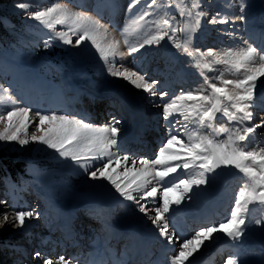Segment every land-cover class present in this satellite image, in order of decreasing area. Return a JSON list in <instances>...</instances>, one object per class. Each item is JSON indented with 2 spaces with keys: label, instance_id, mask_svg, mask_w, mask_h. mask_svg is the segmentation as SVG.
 <instances>
[{
  "label": "rangeland",
  "instance_id": "rangeland-1",
  "mask_svg": "<svg viewBox=\"0 0 264 264\" xmlns=\"http://www.w3.org/2000/svg\"><path fill=\"white\" fill-rule=\"evenodd\" d=\"M14 2L15 0H5L0 3V20L4 19L6 25L2 24L5 31L14 38L11 46L2 48L0 51V84L5 87L11 86L12 93L18 99L20 107H29L33 110L29 114V139L33 133L40 134L34 126V123H38V118L33 114L35 111L56 112L78 117L85 116L84 113H86L89 116L94 115V118H89L92 123L97 125L107 123L110 116L114 114L122 120L118 144L114 151L119 150L121 155L128 154L136 160L141 158L152 160L158 154L161 144L166 141L170 130L169 123L163 119V105L179 96L182 91H203L206 95L210 94L204 77L199 74L198 69L192 66L191 58L176 49L167 38L161 41L159 46L153 45L150 48L146 46L139 53L131 56L125 55L122 61L117 58V66L123 64L126 67V64L129 63L127 68L140 71L148 80L159 81L157 88L169 94L160 99L159 96L150 97L122 78L108 75L102 68L103 62L90 52H82L80 55L74 56L72 54L74 49L68 45L61 46L59 43L45 48L44 40L47 38L48 30L41 31L36 27H30V22L26 21L23 15H18V10L13 9ZM52 2L54 0H40L42 7L50 6ZM59 2L68 3L76 11L82 10L88 14L96 15L95 8L99 0H59ZM113 2L117 5L115 9H100L105 16L102 23L108 24L109 32L121 40L122 51L127 53L120 31L128 23L125 10L128 0H113ZM239 3L240 0H204V11L210 15H215L219 11L222 17H227L234 22L210 25L205 18L202 21L203 26L190 34L192 48H198L201 51L212 48L216 52L222 53L228 49L236 51L246 47L245 41H247L258 49H264V35H262L264 32V0H245L247 5L244 13L245 20L234 19L241 15L238 10ZM108 17H111V24L108 22ZM177 18L182 20L179 16ZM9 21L12 23V27H10ZM185 22L182 20V25ZM61 28L62 26H57L58 30ZM29 36H32L34 42H31ZM142 37L143 30L131 39L135 42ZM184 38V34H178V39L182 41ZM35 40L40 41L38 46L34 45ZM205 73L210 82L217 83L218 86H220L218 77L225 80H242L244 78L243 70L236 72L224 65H216L215 70L210 72L205 70ZM261 81H264V77L259 78L255 89L256 107L252 109L253 123H259L260 119L264 117V111H261L259 106L264 103V83ZM79 88L83 89L84 97L85 95L86 97L84 102L78 104V93L69 92ZM229 88L231 89V86ZM130 91L133 94H129ZM86 93L90 95L94 93L97 99L91 102ZM130 95H132V99ZM120 96H127V100L126 97L123 100ZM130 100H133L135 103H132L135 105ZM179 103H183L187 107L191 102ZM130 106L133 108L131 109ZM133 109L137 110L138 116L145 121L147 128L152 130V135L149 136L152 137V141L155 144H160H156L153 154L147 155V157L144 155L148 151L147 148L141 150L139 154H133L132 149L127 150L126 147V143L131 139L128 135H130L136 120ZM2 110L0 109V111ZM95 110L97 112H94ZM176 117L183 122L182 116L176 114ZM225 122L226 119L225 121L218 119L214 123L216 127H219L221 123ZM3 127L4 124H0V129ZM190 127L194 126L190 125ZM155 128L157 129L153 131ZM176 128L180 129L181 125H177ZM200 131L201 134H209L212 129L203 128ZM137 135H140L139 132ZM180 136L186 142L182 133ZM21 137H24L23 132H21ZM216 139L224 140L226 134L217 136ZM132 144L133 140L131 139L128 145ZM240 146L246 147V150L264 147V128L257 129ZM172 150L182 154L187 151L179 145H173ZM0 153L16 156L17 161H20L21 164H30L31 168L29 175L17 174L18 181L6 183L4 186L0 185V201H7L9 205L14 204L25 210L35 209L40 214L39 219L33 218L28 221L23 230L14 228L11 224H4L3 227H0V237L5 236L6 240L10 242L5 247H0V264H33L32 253L36 250L54 260L60 255H65L66 258H78L80 264H95L97 257L91 253L93 250L95 253L99 251L110 254L111 258H114L119 250L127 255L130 252L135 253L136 246L142 241H144L142 244L144 247L155 246L152 252L151 250L149 252L152 254L150 260V264H152L162 248L171 246L167 245L163 238H158V232L151 221L144 214L138 212L137 206L133 202L123 201V198L117 199L119 194L115 193V189L110 183L92 181L90 178H86V174H77L54 160L52 150L31 142L21 147L15 141H0ZM184 158L182 155L181 160ZM125 166L131 167L130 164L126 165L123 160L119 164L114 161L112 165L117 173L122 172ZM136 167H140L139 162ZM193 175L192 171L181 167L176 173L166 178V182L168 186H171L172 183H178L181 179L187 180ZM210 176L212 179L207 186L202 185L199 188L194 186L193 192L187 194L191 196V199H185L179 206L173 205L175 210L167 214L170 217V224L173 225V216L176 215L175 213H181L182 222L188 232L185 238L180 237V241L171 246V250L174 252H170V254L167 252V259L178 252L182 241L194 236L196 231L211 225L218 226L225 223L230 218L231 209L235 206L237 193L247 182L244 174L234 166L225 167V174L222 177L215 173ZM120 179H124V177H120ZM154 184L158 188L157 196L148 198L146 201L152 208L163 203L162 187L155 181ZM182 191L183 185H180L179 189L169 192V200L180 198ZM250 207H252V211L247 216L243 237L240 240L232 241L223 232L215 233L214 239L205 241V245L197 254L196 261L201 252L211 251L214 247L216 249L220 244H224L226 247L222 250L216 264H226L229 255H237V249L244 253L240 257L243 264H264V224H255L256 219L264 217V211H261L258 206ZM99 209L104 210L106 220L110 225L108 229L102 226V221L95 215ZM5 210V205L0 204V212ZM7 210L10 216L13 215L10 209ZM150 214L154 215V213ZM192 214L198 217L196 223L192 222ZM203 214H208V217L218 214L221 216L202 224V217L205 216ZM2 221L3 217L0 215V222ZM70 222L73 223V233L81 246L66 243L61 236L60 231L63 227L70 225ZM121 236L126 238L120 242L119 237ZM17 248L20 251H16Z\"/></svg>",
  "mask_w": 264,
  "mask_h": 264
},
{
  "label": "snow or ice",
  "instance_id": "snow-or-ice-1",
  "mask_svg": "<svg viewBox=\"0 0 264 264\" xmlns=\"http://www.w3.org/2000/svg\"><path fill=\"white\" fill-rule=\"evenodd\" d=\"M203 3L204 0H128L125 9L128 23L120 31L127 53L121 50V40L109 32L108 24L102 23L105 16L100 9H115L117 5L113 0H99L95 8L96 15L76 11L68 3H61L59 0H54L47 7H42L40 0H15L13 4V9L18 10L17 14L23 15L30 22V27L48 30L44 40L45 48L59 43L74 49V56L90 52L103 62L102 68L108 75L128 81L150 97L159 96L163 99L169 94L157 88L159 81L148 80L140 71L124 67L123 64L117 66V58L122 60L125 55L139 53L146 46H159L165 38L191 58L192 66L204 77L210 94L206 95L203 91H182L179 96L163 105V119L170 125L168 137L161 144L155 159L141 158L140 167H136L137 160L132 156L114 151L122 124V120L114 114L107 123L97 125L88 116L35 111L33 114L38 118V123H34V126L40 134L33 133L29 139V114L33 110L20 107L11 86L0 84V109H3L0 111V124H4L3 129H0V141H15L21 147L30 142L36 143L52 150L54 160L77 174H86V178L92 181H107L115 189V193L119 194L117 199L133 202L138 212L151 221L158 232V238H163L167 245L176 244L181 239L167 215L175 210L173 205L179 206L185 199L190 200L191 196L187 194L193 192L194 186H207L212 179L210 174L216 173L222 166H234L244 174L247 182L235 197L230 218L218 226L201 228L191 238L184 239L179 251L168 259L167 264H195L205 241L214 239V234L218 232H223L232 241L240 240L244 235L247 216L252 211L250 206H258L264 211V147L246 150V147L240 146L257 129L264 128V117L259 123H253L252 111L256 107L257 81L264 77V49H258L247 41L246 47L236 51L228 49L218 53L212 48L206 51L193 49L190 34L203 26L205 18L210 25L234 22L222 17L219 11L210 15L203 10ZM246 7L245 0H240L238 10L241 15L236 16L235 20L246 19ZM178 16L186 21L183 25ZM107 19L111 24V17ZM58 25L62 26L61 30L57 29ZM141 30L143 37L134 42L131 38ZM178 34H184L185 38L181 41ZM216 65H224L236 72L243 70L244 78L225 80L218 77V86L217 83L210 82L205 73V70H215ZM179 102L191 103L185 107ZM176 114L183 117V122ZM218 119H226V122L216 127L214 122ZM177 125H181V128L177 129ZM203 128L212 129V132L201 134L200 130ZM21 132L24 133L23 138ZM181 133L186 142L181 138ZM225 134L226 139H216ZM173 145H179L187 151L183 154L173 151ZM182 155L185 157L183 160ZM121 160L131 167L125 166L122 172L117 173L112 165L114 161L119 164ZM181 167L192 171L194 175L168 186L166 178ZM154 181L162 187L163 203L152 208L146 201L157 196L158 188ZM180 185H183L180 198L169 200L168 193L179 189ZM0 204H4L6 209L0 212L3 217L0 227L11 224L12 227L23 230L28 221L39 219L40 214L35 209L25 210L14 204L9 205L7 201H0ZM7 209L13 215L10 216ZM95 215L102 221L105 229L110 227L103 209L97 210ZM255 224H264V217L256 219ZM16 251L20 249L17 248ZM32 261L33 264H80L78 258L60 255L54 260L39 250L32 253ZM226 264H243V261L238 255H229Z\"/></svg>",
  "mask_w": 264,
  "mask_h": 264
},
{
  "label": "bare ground",
  "instance_id": "bare-ground-1",
  "mask_svg": "<svg viewBox=\"0 0 264 264\" xmlns=\"http://www.w3.org/2000/svg\"><path fill=\"white\" fill-rule=\"evenodd\" d=\"M10 22V21H9ZM8 25H9V23H8ZM10 27H12V23L10 22ZM262 35H264V32L262 33ZM28 38H30L31 40H32V36H29ZM36 42L34 43V45H36V46H38V44H39V40H35ZM31 42H34L33 40L31 41ZM121 50H122V47H121ZM129 58V57H128ZM135 60V59H134ZM122 61V60H121ZM127 63V62H126ZM125 64V63H124ZM129 64V63H128ZM128 64H126L127 66H128ZM136 64V63H135ZM100 65H101V63H100ZM125 66V65H124ZM126 66V67H127ZM132 66V65H131ZM104 73V72H103ZM39 80V79H38ZM39 82V81H38ZM39 85V84H38ZM82 85V84H81ZM69 88V87H68ZM126 90V89H125ZM69 93H78V104L80 103V102H84V98L86 97V95H85V97H84V94H83V89H81V88H79L78 90H74L73 92H69ZM91 93V92H90ZM96 93V92H95ZM120 93V92H119ZM124 93V92H123ZM128 93V92H127ZM132 92L130 91V93L129 94H131ZM33 94V93H32ZM36 94V93H35ZM68 94V93H67ZM87 94V93H86ZM129 94H128V96H129ZM133 94V93H132ZM28 95V94H27ZM74 95V94H73ZM34 96V95H33ZM87 96L90 98V100H91V102L92 101H94L95 99H97L96 98V95H94V93H93V95H90V94H87ZM115 96V95H114ZM121 97V96H120ZM124 97H126V100H127V96H123V97H121V98H123V100H124ZM130 97H131V99H132V95H130ZM75 98V97H74ZM119 98V97H118ZM120 98V99H121ZM134 98V97H133ZM77 99V98H76ZM88 99V98H87ZM136 99V98H135ZM131 101V100H130ZM133 102V100L131 101V103ZM86 103V102H85ZM88 103V102H87ZM130 103V102H129ZM128 103V104H129ZM133 103H135V102H133ZM132 103V104H133ZM132 104H130V105H132ZM83 105V104H82ZM133 105H135V104H133ZM132 105V106H133ZM80 106V105H79ZM85 106V105H84ZM90 106V105H89ZM259 106H263L264 107V103H261V104H259ZM86 107V106H85ZM131 107V106H130ZM78 108V107H77ZM87 108H89V107H87ZM133 107H131V109H132ZM136 109H137V107H136ZM136 109H133L132 111L134 112V114H135V116H136V120L134 121V125L132 126V129H131V131H130V135H128L129 137H131V139L135 142L136 140H138L137 139V134H138V132H139V134H144L145 135V137L146 136H151L152 135V130L151 129H148L147 128V126H146V124H145V121L144 120H142L139 116H138V112H137V110ZM85 110H86V108H85ZM138 110H139V108H138ZM77 111V110H76ZM84 115L85 116H88V117H90V118H94V115H91V116H89L88 114H86V113H84ZM96 117V116H95ZM97 118V117H96ZM104 121V120H103ZM100 125V124H99ZM157 128H155L153 131H155ZM122 143V142H121ZM127 144V143H126ZM157 145H159V143H156ZM118 149V148H117ZM119 151V150H118ZM154 151V150H153ZM149 154V153H148ZM148 154H146V156L148 155ZM137 158V157H136ZM139 162V159H137V163ZM140 166V165H139ZM148 201V200H147ZM144 202V201H143ZM176 215H174L173 217H174V220H173V225H174V227H175V230L178 232V234L180 235V237L181 238H185L187 235H188V232H187V230L185 229V225H184V223L182 222V219H181V213H175ZM193 215V214H192ZM203 215H205V216H203L205 219H207L208 218V214H203ZM192 217H194V216H192ZM202 217V218H203ZM71 223V222H70ZM69 226V225H68ZM122 228V227H121ZM123 239H125V238H123ZM80 243V242H79ZM144 243V241H142V242H140V244H139V248H138V251H140L141 252V255L140 256H137V257H144V255H145V252H146V254L148 255L149 254V252H150V250H151V248H148V247H144V246H142V244ZM151 245H153V244H151ZM146 246V245H145ZM172 246V245H171ZM171 246H168V247H165V248H162L161 249V252L159 253V255L154 259V261H153V264H167V262H168V260L166 259V253L167 252H171L172 250H171ZM151 247V246H150ZM226 246H224V244H220V246H218V248H216V249H212L211 251H205V252H201L200 254H199V256H198V259H197V261L195 262V264H216L217 263V257L222 253V250L225 248ZM153 249L155 248V246L154 247H152ZM233 248V247H232ZM236 249V248H235ZM160 250V249H159ZM168 250V251H167ZM98 251V250H97ZM138 253V252H137ZM236 254L239 256V258L242 256V255H244V253L239 249H237L236 250ZM241 260V259H240ZM126 261V260H125Z\"/></svg>",
  "mask_w": 264,
  "mask_h": 264
},
{
  "label": "trees",
  "instance_id": "trees-1",
  "mask_svg": "<svg viewBox=\"0 0 264 264\" xmlns=\"http://www.w3.org/2000/svg\"><path fill=\"white\" fill-rule=\"evenodd\" d=\"M3 2H5V0H0V3ZM13 40L14 38L5 31L2 22H0V51L2 48L11 46ZM6 56L8 55L6 54ZM30 169V164H21L20 161H17L16 156L0 153V185L4 186L6 183H14L18 181L16 175H29V171H31ZM19 193H21V191H19ZM6 239L5 236L0 237V247H5L10 243L9 240Z\"/></svg>",
  "mask_w": 264,
  "mask_h": 264
},
{
  "label": "water",
  "instance_id": "water-1",
  "mask_svg": "<svg viewBox=\"0 0 264 264\" xmlns=\"http://www.w3.org/2000/svg\"><path fill=\"white\" fill-rule=\"evenodd\" d=\"M4 24L6 25L5 22H4ZM224 173H225V167L224 166H222L221 168L216 170V174L219 175V176H223Z\"/></svg>",
  "mask_w": 264,
  "mask_h": 264
}]
</instances>
